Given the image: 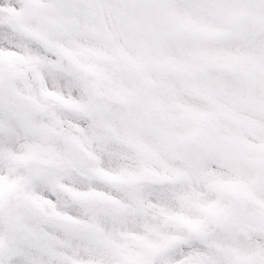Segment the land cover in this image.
<instances>
[{
    "label": "snow or ice",
    "instance_id": "6c2138e0",
    "mask_svg": "<svg viewBox=\"0 0 264 264\" xmlns=\"http://www.w3.org/2000/svg\"><path fill=\"white\" fill-rule=\"evenodd\" d=\"M0 264H264V0H0Z\"/></svg>",
    "mask_w": 264,
    "mask_h": 264
}]
</instances>
